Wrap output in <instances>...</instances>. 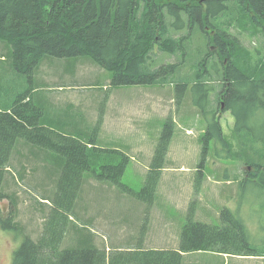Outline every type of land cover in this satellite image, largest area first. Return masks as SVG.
Returning <instances> with one entry per match:
<instances>
[{
  "label": "trees",
  "instance_id": "trees-1",
  "mask_svg": "<svg viewBox=\"0 0 264 264\" xmlns=\"http://www.w3.org/2000/svg\"><path fill=\"white\" fill-rule=\"evenodd\" d=\"M237 12L258 29L257 34L250 35L264 36V0H0V37L13 47V69L27 78L18 89L20 94L12 93L11 88L1 94L0 103L5 107H0V166L8 162L18 139H24L33 145V162L46 165L44 162L50 161L53 167L49 166V173L57 185L54 194L42 195L53 203L38 241L23 232L13 210L4 216L0 208L2 228L14 230L22 239L12 264H184V253L197 250L203 242L224 253L264 259V237L252 238L245 222L228 207L221 212L219 226L193 220L191 211L179 249L139 244L107 252L89 244L88 238L77 248L62 247L71 222L68 219L76 212L83 172L87 168L101 179L123 185L126 156L116 148L95 146L104 101L99 103L97 119L84 143L82 134L78 139L64 133H77L80 124L54 127L50 120L37 123L42 112L31 103L30 89H25L28 80L31 84L37 80L35 75L44 62H50L53 69L63 63L61 71L55 73L61 80L69 69L73 72L83 65L79 59L113 72L105 98L121 86L173 82L179 98L189 88L210 139L227 145L220 119L223 111L233 116L237 135L247 136L256 170L240 181L241 196L264 194V51L255 47L244 57V42L225 20L226 15ZM257 41L264 44L259 38ZM211 46L217 50L210 51ZM165 55L176 57L178 62ZM58 58L72 60L56 61ZM4 77L0 75V88L7 82ZM11 82L14 84L13 78ZM171 121L169 118L165 124L147 180L138 191L126 189L139 200L151 201L157 188L174 132ZM225 151L220 147L218 157L226 159ZM115 155L123 158L115 162ZM96 162L102 163L99 170ZM6 198L0 188V200ZM259 206L264 214V201Z\"/></svg>",
  "mask_w": 264,
  "mask_h": 264
},
{
  "label": "rangeland",
  "instance_id": "rangeland-1",
  "mask_svg": "<svg viewBox=\"0 0 264 264\" xmlns=\"http://www.w3.org/2000/svg\"><path fill=\"white\" fill-rule=\"evenodd\" d=\"M246 18L241 12L225 16L226 22L232 24L233 34H238V39L245 44L242 49L244 57H248L247 52L255 51V47L264 51V44L257 41L259 38L264 42V36L250 35L259 31L248 25ZM8 42L0 37V75L5 74L4 80L7 81L0 88V98L7 88H11L14 94H20L18 89H22V82L27 80L25 75L13 69V47ZM214 47H209L210 51L215 52L217 49ZM261 55L264 62V52ZM67 59L58 58L56 61ZM169 59L178 62L176 57ZM68 60L71 62L72 59ZM79 62L83 65L73 72L69 69L61 80L54 75L56 71H61L63 63V66L53 69L50 62H44L35 75L37 80L33 84L28 80L25 89H30L29 99L33 103L36 97L37 108L43 110L42 106L46 104L40 97L50 94L53 100L47 97V101L61 102L51 109L59 118L69 119L74 126L78 125L79 117L86 116L77 133L70 130L64 132L74 137L82 134L80 140L84 143L94 127L99 103L104 101L103 121L97 128L95 146L122 151L126 156L122 164H126V168L122 176L123 185L101 179L86 168L75 205L76 212L68 219L71 222L62 247L77 248L88 238L89 244L105 248L107 252L134 248L139 244L156 249H179V239L191 211L193 220L219 226L225 207L238 213L252 238L264 237V214L259 206L264 201V194L257 192L252 196L248 193L242 197L239 187L247 173L255 172L256 157L248 148L247 136L237 135L234 131V118L230 112L220 113L228 139L227 145H223L207 135L206 122L191 100L189 88L179 98L173 82L121 86L112 89L105 98L104 91L113 72L87 59H79ZM58 83L63 86L59 88L56 86ZM75 100L81 102L77 104ZM4 105L0 103V107L4 108ZM169 118L174 132L166 147L157 188L151 201L139 200L126 189L138 191L147 180ZM44 119L41 114L37 123L41 124ZM169 125L172 127L171 123ZM220 147L222 151L223 148L228 151H225L226 159L218 157ZM32 153L33 145L18 139L8 162L0 166V188L8 195V198L0 200V208L4 210V216L13 210L16 223L23 232L38 241L53 203L52 200L42 199V195L48 192L54 194L57 185L53 182L52 172L47 170L49 166L53 167L50 161L49 164L44 162L46 165L40 161L32 162ZM115 156V162L123 158ZM101 164L96 162L94 166L99 170ZM34 167L43 168V176H34ZM42 172L37 168L36 173ZM21 242L14 230H4L0 224V264H12L13 253ZM218 250V247H208L203 242L197 250L184 253V264L264 263L259 256H240Z\"/></svg>",
  "mask_w": 264,
  "mask_h": 264
},
{
  "label": "crops",
  "instance_id": "crops-1",
  "mask_svg": "<svg viewBox=\"0 0 264 264\" xmlns=\"http://www.w3.org/2000/svg\"><path fill=\"white\" fill-rule=\"evenodd\" d=\"M54 77H58V76H57V75H54ZM58 84H59V85H56V86H59V88L63 86L62 83H58ZM47 97H48V99L50 98V99L53 100V98H52V96H50V94H46V95L40 97V99L43 100V102L46 104L45 107L42 106L43 110H41V112H42V113H41V114H42V117L45 118L44 120H50V121H52V123L55 125V126L52 125V126H54V127H57V126H64V125L71 124L70 121H69V119H61V118H59L58 115L56 114V112H55L54 110L51 109L52 107L56 106L57 104H59V103H61V102H57V101L50 102V101H47ZM36 99H37V98L35 97L34 100H33V103H32V104H34V106L37 105V101H36ZM27 101H28V100H27ZM75 101H76V100H75ZM62 102H65V101H62ZM80 102H81V101H79V102L76 101L77 104H79ZM81 106H84V104L81 103ZM85 107L88 108V104H86ZM49 114H50V116H49ZM86 118H87L86 116H85V117H79V118H78L79 121H83V122H79L78 124L83 125V123H84V121H85ZM32 155H33V154H32ZM32 155H31V156H32ZM32 162H33V161H32ZM37 168H40V167H34V168L32 169V170H33V175H34V176H37V173H36ZM50 169H51V168H49V169H47V170L50 171ZM42 171H43V172H42V173H39V174L43 176L44 170H42ZM138 238H140V237L138 236ZM184 255H185V254H184ZM185 256H186V255H185Z\"/></svg>",
  "mask_w": 264,
  "mask_h": 264
}]
</instances>
